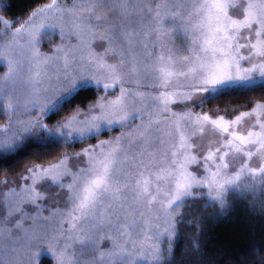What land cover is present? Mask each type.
<instances>
[{
	"label": "snow or ice",
	"instance_id": "6c2138e0",
	"mask_svg": "<svg viewBox=\"0 0 264 264\" xmlns=\"http://www.w3.org/2000/svg\"><path fill=\"white\" fill-rule=\"evenodd\" d=\"M9 8L0 264H176L189 202L264 211V0Z\"/></svg>",
	"mask_w": 264,
	"mask_h": 264
},
{
	"label": "trees",
	"instance_id": "16d2710c",
	"mask_svg": "<svg viewBox=\"0 0 264 264\" xmlns=\"http://www.w3.org/2000/svg\"><path fill=\"white\" fill-rule=\"evenodd\" d=\"M40 0H7L10 8L5 13L9 17H23ZM94 95L84 92L77 103L87 104ZM5 116L0 113V123ZM105 133L102 137H107ZM95 143V141H90ZM77 149L79 144L75 146ZM62 150V149H61ZM8 165L0 168V178ZM19 170V169H17ZM203 210L206 216L200 220H190L180 225L175 239L176 264H253L258 255H264V211L259 203L253 205L248 200L237 199L229 207ZM196 221V222H195ZM198 245V250L196 246ZM186 253L188 255H186Z\"/></svg>",
	"mask_w": 264,
	"mask_h": 264
},
{
	"label": "rangeland",
	"instance_id": "374dc122",
	"mask_svg": "<svg viewBox=\"0 0 264 264\" xmlns=\"http://www.w3.org/2000/svg\"><path fill=\"white\" fill-rule=\"evenodd\" d=\"M58 41H59V37L58 36H54L52 38V43H56ZM44 47L47 50V48H48V43L47 42L45 43ZM5 70L6 69L2 65H0V73H3ZM5 120H6V117H5ZM5 120L3 122H5ZM104 138H106V137H104ZM230 199L233 202V200H237V199H241V198H239V197H230ZM204 203H205V201H203V200L198 201L197 205H192L191 202H189V205H186L184 211H185V213H190V214H186L185 219H184V221L182 223H186V222L192 220L193 217L197 216V215H202L203 217H205L206 213H203V210H204L203 209V205H204ZM217 209H218V207H213L212 211L216 212ZM192 221H194V220H192ZM180 225H179V228H180ZM179 231H180V229L178 230V234H179ZM178 234H177V236H178ZM176 239H177V237H176ZM173 246H175V242H174ZM39 264H54V261L51 259V257L48 255V253L45 251V252L41 253Z\"/></svg>",
	"mask_w": 264,
	"mask_h": 264
}]
</instances>
